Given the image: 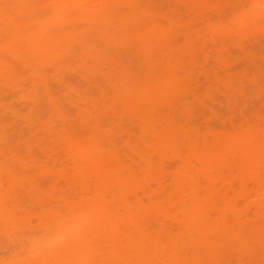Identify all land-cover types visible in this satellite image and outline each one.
<instances>
[{
	"label": "rangeland",
	"instance_id": "1",
	"mask_svg": "<svg viewBox=\"0 0 264 264\" xmlns=\"http://www.w3.org/2000/svg\"><path fill=\"white\" fill-rule=\"evenodd\" d=\"M144 232L146 264H264V0H0V264Z\"/></svg>",
	"mask_w": 264,
	"mask_h": 264
},
{
	"label": "bare ground",
	"instance_id": "2",
	"mask_svg": "<svg viewBox=\"0 0 264 264\" xmlns=\"http://www.w3.org/2000/svg\"><path fill=\"white\" fill-rule=\"evenodd\" d=\"M113 4L116 5V4H118V2L116 1V2L112 3L111 5H113ZM75 8H76L75 4L71 3L68 11L65 13L66 16L70 17V14L72 13L71 11L72 10L74 11ZM112 10H114V9H112ZM107 11H108V9L104 8L102 13L103 12L106 13ZM78 13L82 14V16H81V18H83V22L82 23L87 22L88 24H91V25H92V23H95V25H98V23L96 24L95 19L93 18V15L94 14H98L99 11L90 8V9H85V10H78ZM124 22L125 21H123L121 19L120 23L122 25H120V27L118 29L113 30L115 33H112V34L117 36L118 34L123 33L122 32L123 28L126 27L124 25ZM100 23H104V22L100 21ZM105 23H107V22H105ZM62 24H64V23H62ZM105 25H110V24L108 23V24H105ZM60 28H62V27H60ZM105 32H107L106 34L108 36H110V34L108 33L107 30ZM61 41H63V42H61ZM57 42H59L60 43L59 46H61L64 43V39H60V40L57 39ZM124 42H128V39H125ZM37 52H38V48L34 47L33 51H32V54L35 55V54H37ZM186 56H187V54H184L182 56V59L186 58ZM168 80H169V78L165 79L164 83L167 84L169 82ZM173 92H174V90L173 91H170V90L161 91L160 89L158 90V87L152 89V95L154 96L155 99H160L161 98L163 100H167V98ZM77 152L80 153L81 155H83L84 157H86L88 159V161L92 165H95L97 168H100L98 160L95 159V151L93 150V144H91L90 146H86V148L83 147V146L79 147ZM97 168L94 169V171L91 173V175L93 177L98 178L100 183H102L103 181L101 180V178H107V175H105V173H103V172H100ZM113 177L115 178V181H118L119 184L122 185V188H126L129 185L128 180L126 179L125 175L122 172H118ZM108 180L109 179H106V181H108ZM190 201L193 202V199H190ZM193 203H195V202H193ZM160 205H162V204H158V205L154 206L153 208L157 209V208L160 207ZM154 212H156L158 214H162L163 213V211L161 212L160 209H157ZM83 220H84V218L80 219V218L77 217V219L74 220V226L76 228H79L80 225L83 223ZM145 230H147V228ZM70 231H72V230H67V232H64V233L70 235V233H71ZM137 231H140V230H137ZM75 233H77V232H75ZM76 238L77 239L74 238L73 241L72 240L71 241H66L65 242V247H67L69 249H72L70 252H72L74 256L78 255L79 258H82L83 260L86 261V263L90 264L89 262H91V260L95 259L94 253L98 249H96V248L92 249L91 247H89L90 245H87L86 242H83V238L82 237L79 238L78 235H77ZM134 238L135 239H131L129 241V243L127 244V249L125 250L126 252L129 253V256L131 258L130 259H124L125 256L124 255L121 256V252H117L115 257L119 258V260H121L124 264H146L145 260H146V257L148 256V244L152 243V239L151 238L149 239L147 232H144V233L140 234L139 238H136V237H134ZM77 244H79V246H80V247L78 246L79 248H77L79 250H77L75 248V246ZM170 250L172 251V249H170ZM209 260H212V259L209 258ZM29 264H33V263L29 261Z\"/></svg>",
	"mask_w": 264,
	"mask_h": 264
}]
</instances>
